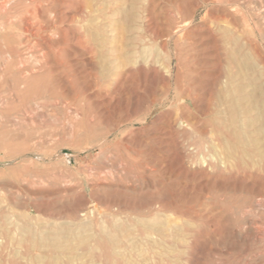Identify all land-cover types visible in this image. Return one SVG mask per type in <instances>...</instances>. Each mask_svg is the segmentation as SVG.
Instances as JSON below:
<instances>
[{"label":"rangeland","instance_id":"1","mask_svg":"<svg viewBox=\"0 0 264 264\" xmlns=\"http://www.w3.org/2000/svg\"><path fill=\"white\" fill-rule=\"evenodd\" d=\"M0 264H264V0H0Z\"/></svg>","mask_w":264,"mask_h":264},{"label":"bare ground","instance_id":"2","mask_svg":"<svg viewBox=\"0 0 264 264\" xmlns=\"http://www.w3.org/2000/svg\"><path fill=\"white\" fill-rule=\"evenodd\" d=\"M258 52V51H257ZM20 64V63H19ZM246 87V86H245ZM232 135V134H231ZM232 138V137H231ZM241 144V143H240ZM247 164V163H246Z\"/></svg>","mask_w":264,"mask_h":264}]
</instances>
